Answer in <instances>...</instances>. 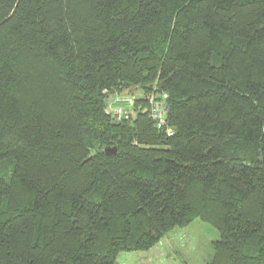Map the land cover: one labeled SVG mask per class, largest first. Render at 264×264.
I'll return each instance as SVG.
<instances>
[{"label":"trees","instance_id":"trees-1","mask_svg":"<svg viewBox=\"0 0 264 264\" xmlns=\"http://www.w3.org/2000/svg\"><path fill=\"white\" fill-rule=\"evenodd\" d=\"M135 92L164 128L106 114ZM195 219L207 264H264V0H0V264H115Z\"/></svg>","mask_w":264,"mask_h":264},{"label":"rangeland","instance_id":"rangeland-1","mask_svg":"<svg viewBox=\"0 0 264 264\" xmlns=\"http://www.w3.org/2000/svg\"><path fill=\"white\" fill-rule=\"evenodd\" d=\"M134 97L140 98L141 93L135 92ZM218 240L211 225L195 219L188 227L173 230L148 252L120 253L115 264H207Z\"/></svg>","mask_w":264,"mask_h":264},{"label":"built area","instance_id":"built-area-1","mask_svg":"<svg viewBox=\"0 0 264 264\" xmlns=\"http://www.w3.org/2000/svg\"><path fill=\"white\" fill-rule=\"evenodd\" d=\"M140 98L146 99L149 106V117L154 122L155 127L159 130L164 128L166 126L165 117L167 113V96L165 94H150L147 97L141 95ZM137 99L138 98L135 99L134 97L112 96L109 99V101H112L108 103L109 105L106 109V114L111 116L112 119L117 122L128 121L130 116L134 113L131 109H133L134 103ZM166 134L172 136V131L168 129Z\"/></svg>","mask_w":264,"mask_h":264},{"label":"water","instance_id":"water-1","mask_svg":"<svg viewBox=\"0 0 264 264\" xmlns=\"http://www.w3.org/2000/svg\"><path fill=\"white\" fill-rule=\"evenodd\" d=\"M102 153H104L105 155H114L116 153V149L114 147L104 148L102 149Z\"/></svg>","mask_w":264,"mask_h":264},{"label":"bare ground","instance_id":"bare-ground-1","mask_svg":"<svg viewBox=\"0 0 264 264\" xmlns=\"http://www.w3.org/2000/svg\"><path fill=\"white\" fill-rule=\"evenodd\" d=\"M164 131H165V129H164Z\"/></svg>","mask_w":264,"mask_h":264}]
</instances>
